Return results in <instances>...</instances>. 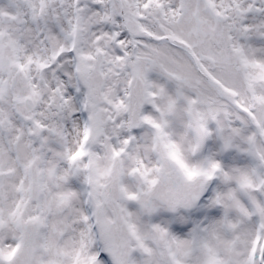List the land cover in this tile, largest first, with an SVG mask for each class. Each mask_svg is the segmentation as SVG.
Here are the masks:
<instances>
[{"label":"snow or ice","instance_id":"6c2138e0","mask_svg":"<svg viewBox=\"0 0 264 264\" xmlns=\"http://www.w3.org/2000/svg\"><path fill=\"white\" fill-rule=\"evenodd\" d=\"M0 264H264V0H0Z\"/></svg>","mask_w":264,"mask_h":264}]
</instances>
